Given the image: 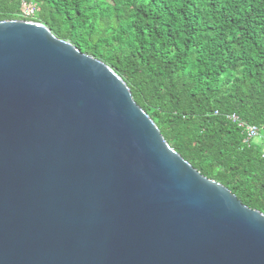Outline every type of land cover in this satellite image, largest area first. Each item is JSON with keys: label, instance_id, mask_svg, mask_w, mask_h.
<instances>
[{"label": "water", "instance_id": "95a60500", "mask_svg": "<svg viewBox=\"0 0 264 264\" xmlns=\"http://www.w3.org/2000/svg\"><path fill=\"white\" fill-rule=\"evenodd\" d=\"M0 264H264V213L176 151L110 65L7 19Z\"/></svg>", "mask_w": 264, "mask_h": 264}, {"label": "trees", "instance_id": "16d2710c", "mask_svg": "<svg viewBox=\"0 0 264 264\" xmlns=\"http://www.w3.org/2000/svg\"><path fill=\"white\" fill-rule=\"evenodd\" d=\"M7 19L42 22L110 65L176 151L264 213L261 147L228 117L264 128V0H0Z\"/></svg>", "mask_w": 264, "mask_h": 264}, {"label": "built area", "instance_id": "2783aa9c", "mask_svg": "<svg viewBox=\"0 0 264 264\" xmlns=\"http://www.w3.org/2000/svg\"><path fill=\"white\" fill-rule=\"evenodd\" d=\"M40 11V6L36 2L23 1L21 5V14L25 18H33ZM218 113V111L216 112ZM228 117L237 123L245 133L244 142L247 144H255L261 147V154L264 158V128L248 123L241 119L237 113H231Z\"/></svg>", "mask_w": 264, "mask_h": 264}]
</instances>
